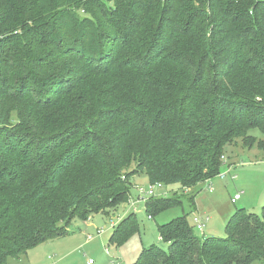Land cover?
<instances>
[{
	"label": "trees",
	"instance_id": "trees-1",
	"mask_svg": "<svg viewBox=\"0 0 264 264\" xmlns=\"http://www.w3.org/2000/svg\"><path fill=\"white\" fill-rule=\"evenodd\" d=\"M238 140L264 152V0H0V264L129 203L138 175L218 177ZM113 229L125 245L137 214ZM158 229L167 250L134 264L264 262V208L236 210L226 238L186 216Z\"/></svg>",
	"mask_w": 264,
	"mask_h": 264
},
{
	"label": "rangeland",
	"instance_id": "rangeland-1",
	"mask_svg": "<svg viewBox=\"0 0 264 264\" xmlns=\"http://www.w3.org/2000/svg\"><path fill=\"white\" fill-rule=\"evenodd\" d=\"M252 134L259 139L263 138L259 130ZM225 158L227 166H231L232 170L224 179L216 177L189 190H184L180 185L166 187L165 192L179 196L180 203L155 218L150 219L144 205H139L136 213L139 229L121 247L110 242L114 231L112 223L116 225L132 213L129 203L104 214L94 215L87 224L74 219L68 236L42 244L18 258H8L5 264H89L90 261L96 264H134L144 245L149 247L156 244L167 250L168 245L162 242L158 226L185 216L197 236L226 238L227 224L236 210L246 208L248 212L260 217L263 214L264 152L256 147L250 150L238 140L228 146ZM227 171L228 168L224 166L222 172ZM148 183L145 175H138L133 179L135 186L147 187ZM135 186L131 199L138 196ZM163 192L157 191L156 196ZM237 194L242 196V200L232 203L231 200ZM197 215H202L204 219L209 217L204 235L194 228L193 218ZM100 230L103 233L99 235ZM89 237H93V240H89ZM251 264L264 262L253 261Z\"/></svg>",
	"mask_w": 264,
	"mask_h": 264
},
{
	"label": "built area",
	"instance_id": "built-area-1",
	"mask_svg": "<svg viewBox=\"0 0 264 264\" xmlns=\"http://www.w3.org/2000/svg\"><path fill=\"white\" fill-rule=\"evenodd\" d=\"M223 160H225V157H223ZM230 168H228V171L226 173H221L218 177H221L222 179H224L228 173H230ZM136 189H137V192H138V196L137 198L135 199H130L129 201V207H130V210L133 212V213H137L138 212V207L139 205L143 204L144 207H145V204L146 202L151 198V197H154L156 196V192L157 191H164L165 187L162 185V184H154V185H148L147 187L145 186H135ZM212 192V191H211ZM169 195L168 192H163L161 195L159 196H162V197H167ZM240 199V195H236L234 199H232V203H235L237 200ZM130 211V212H131ZM151 219V218H150ZM209 220V217H207L206 219H204L202 217V215H197L193 218V223H194V226L195 228L202 234H205L204 230L206 228V223L208 222ZM116 225L114 223H112V228H114ZM103 233V230H100L98 232V234H102ZM89 240H93V237H89ZM89 264H94L93 261H90Z\"/></svg>",
	"mask_w": 264,
	"mask_h": 264
},
{
	"label": "crops",
	"instance_id": "crops-1",
	"mask_svg": "<svg viewBox=\"0 0 264 264\" xmlns=\"http://www.w3.org/2000/svg\"><path fill=\"white\" fill-rule=\"evenodd\" d=\"M229 167V165L227 166V168ZM230 168V170H232V167L230 166L229 167ZM230 173H231V171H230ZM234 180V179H233ZM237 195H240V194H237ZM236 196V195H235ZM234 199V198H233ZM242 200V196L240 195V199L239 200H237V201H241ZM246 209V208H245ZM92 219V217L87 221V222H89L90 220ZM87 222H85L86 224H87ZM144 245V244H143ZM144 247H146L145 245L142 247V248H144ZM94 264H96V263H94Z\"/></svg>",
	"mask_w": 264,
	"mask_h": 264
}]
</instances>
